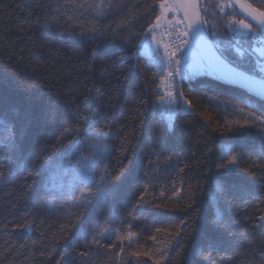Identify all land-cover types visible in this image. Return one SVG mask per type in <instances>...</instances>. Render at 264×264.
<instances>
[{"label": "trees", "instance_id": "16d2710c", "mask_svg": "<svg viewBox=\"0 0 264 264\" xmlns=\"http://www.w3.org/2000/svg\"><path fill=\"white\" fill-rule=\"evenodd\" d=\"M243 1L264 11V0ZM98 2L0 0V122L11 129L7 142L0 126V264H264V139L257 126L229 129L251 122L243 113L264 119V101L214 73L180 75L177 102L191 112L170 128L164 74L133 55L165 1L105 0L112 7L100 14L78 6ZM221 2L201 0L219 32L210 39L250 65L255 56L240 60L235 49L255 42L223 25L253 21L236 8L224 16ZM66 129L97 133L108 149L95 179L105 166L111 179L81 208L73 202L87 189L76 176L97 136ZM227 146L239 171L219 167ZM218 184L225 190L211 199ZM106 221L131 243H88Z\"/></svg>", "mask_w": 264, "mask_h": 264}, {"label": "snow or ice", "instance_id": "6c2138e0", "mask_svg": "<svg viewBox=\"0 0 264 264\" xmlns=\"http://www.w3.org/2000/svg\"><path fill=\"white\" fill-rule=\"evenodd\" d=\"M79 7H92L97 14H100L106 8L112 7L111 3H106L105 0H99L98 3L93 5H88L87 3L78 5ZM164 11L171 10L174 15L176 14L177 9H182L181 16L182 18L176 22L177 26H183L185 31L182 33L187 39L183 40V44L186 46V51L181 52V60L173 59L176 56V52L179 49L168 51L167 47L161 49L159 43L157 42L154 45L155 36L153 32L158 24L150 26L144 33L141 41V46L138 49L137 53L133 55H144L147 57L151 63L157 65L158 73L157 75H163V69L165 67H172L176 65L171 72L168 73V77L171 80H174L177 76L180 75H190L196 71L200 70H212L218 72L222 78L228 79L233 83H238L245 87L249 92L256 94L262 100H264V11L259 9L247 7V15L251 18L253 23H245L243 20L237 21L234 17L230 20H226L224 27L233 34V37H247L250 40L255 42V45H249L248 48L243 46H238L235 49V53L238 59L243 60L246 57L251 59V56H255V62L250 65H243L234 62L228 61L223 54V49L221 48L220 43L216 42L215 39H210V37H218L219 32L216 31V25L210 23L208 20L200 16V6L195 0H186L185 3L178 4L176 7L168 9L164 5H160ZM215 7L218 8V11L227 16L228 13L225 11L227 8L229 11H234L235 6L232 3V0H229L227 4L221 2ZM244 5H241V8H244ZM203 11L208 12V6H204ZM163 14V13H162ZM157 21L160 20V17L156 18ZM255 25V26H254ZM180 36H177L179 39ZM164 83L163 81L161 82ZM170 85H165L164 91L166 96L161 97V103L165 105V111L168 114L172 115V108L175 110L180 109V103H183L181 100L177 102V97L183 96L182 92H177L175 95L169 91ZM185 111L188 109L185 108ZM260 110L264 113V104L260 106ZM242 111V110H241ZM246 117L250 118L245 119L243 123L240 121H233L229 124V129L234 126L237 130H244L249 133L253 131V127L257 126L259 128L258 135L261 136V139H264V119L257 117L255 113H243ZM85 119V117H81ZM0 126L3 127L5 132L9 133L8 137H5L4 140L10 142L11 138V129L7 124L0 122ZM90 127V126H89ZM69 131L73 132L76 135H93L97 136V141L91 143L89 147L93 149V156L90 161L83 165L85 174L83 176L77 174L76 179L83 183L86 187V192H81V199L74 201V205L77 208L85 206L94 195L93 189H100L103 187L104 183L107 180H110L111 177L107 172V167L100 172L99 180L95 179L96 169L101 164L104 163L107 155L108 149L102 146L99 143V134L87 132V129L84 133H81L79 129L65 130L66 133ZM0 143H3L0 141ZM6 147L7 144H4ZM234 149L230 146L224 147L222 149V155L218 158L222 163L219 164V167L224 169L226 172H233L240 170V159L239 154H233ZM35 153L31 158H35ZM71 167V165H69ZM3 176V173H0V177ZM224 186L218 184L210 194L211 199H216L220 194L224 192ZM163 195V193H161ZM178 195V193H177ZM69 211H71L69 209ZM118 215V213H114ZM30 227V226H29ZM157 232L160 229L156 230ZM88 233L85 232L84 236L87 237ZM116 236L118 240L123 243V241H128L129 244L133 240V235L131 232L127 236H119L117 230L113 228L107 221L105 222V227L97 235L92 236V240L88 243L99 244L101 240H111L112 236ZM155 240V236L152 237ZM123 251V248H121ZM147 255V253H144Z\"/></svg>", "mask_w": 264, "mask_h": 264}, {"label": "rangeland", "instance_id": "374dc122", "mask_svg": "<svg viewBox=\"0 0 264 264\" xmlns=\"http://www.w3.org/2000/svg\"><path fill=\"white\" fill-rule=\"evenodd\" d=\"M164 1H165V5H164L165 8L171 9V8H174L175 7L173 0H164ZM176 14H177V11H176ZM174 17H175L174 13L171 10H168V11H165L163 13V15L160 17V20L157 21L156 24H158V26L155 28V30L153 32V35L156 38L155 41L153 42L154 45L157 42L160 43L163 29L165 28V26L168 23H169L168 24L169 26H171V24L174 23V20H175V19L173 20ZM163 37H165V35ZM186 50H187L186 49V46L181 47L179 49V51L176 52V56L173 57V59L181 60V62H183L182 59H181V52H184ZM175 67H176V65H172V67H165L163 69L164 76L161 78V82L162 81L164 82L163 84L161 83V89L164 90L165 85H170L169 91H171L173 93V95H175V91H174V88H173V84H174V80L175 79L174 80H171L168 77V73L171 72L173 70V68H175ZM192 74H206V75L212 76L213 75V72H212V70H207L206 69V70L196 71V72H194ZM164 93H165V91H164ZM165 95H166V93H165ZM185 108H187L188 110L185 111L184 110ZM180 112H185V113L191 112V107H190L189 103L183 101L182 106L180 107L179 110H175V108L173 107L172 108V115L171 116L168 114V112L165 111V115H166V118H167V121H168V125H169L170 128H172V126H173V120H174L175 116L178 113H180ZM262 221H264V216H262Z\"/></svg>", "mask_w": 264, "mask_h": 264}, {"label": "built area", "instance_id": "2783aa9c", "mask_svg": "<svg viewBox=\"0 0 264 264\" xmlns=\"http://www.w3.org/2000/svg\"><path fill=\"white\" fill-rule=\"evenodd\" d=\"M182 17L178 14H175V17L173 18L174 23L169 26L168 24L165 26V28L162 31V37L161 41L159 43V46L161 49H164L167 47L168 51H172L175 49H180L181 47H184L183 40L187 39V37H184L182 33L185 31L183 26H177L176 22L180 20ZM165 35V37H163ZM180 36L179 39H177V36Z\"/></svg>", "mask_w": 264, "mask_h": 264}, {"label": "water", "instance_id": "95a60500", "mask_svg": "<svg viewBox=\"0 0 264 264\" xmlns=\"http://www.w3.org/2000/svg\"><path fill=\"white\" fill-rule=\"evenodd\" d=\"M186 0H174V3H175V6L178 5V4H182V3H185ZM196 3H198V5L200 6V9H201V0H195ZM232 3L234 4L235 8L243 15L245 16L246 18H248L249 20H251L250 17H248L247 15V7L250 6L251 8H255L254 6H252L251 4L243 1V0H232ZM241 5H244L245 7L244 8H241ZM257 9V8H255ZM178 13L180 14L181 16V12H182V9H177ZM200 16L202 17V10H200ZM182 17V16H181ZM252 21V20H251ZM217 77H219L221 80L225 81V82H228L246 92H248L250 95L254 96L255 98L259 99V100H262L260 97H258L256 94L254 93H251L249 92L245 87H243L242 85L238 84V83H233L231 82L230 80L228 79H225V78H222V76L216 72V71H212ZM264 101V100H262Z\"/></svg>", "mask_w": 264, "mask_h": 264}]
</instances>
